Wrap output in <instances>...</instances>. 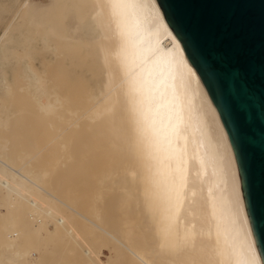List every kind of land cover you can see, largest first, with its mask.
I'll use <instances>...</instances> for the list:
<instances>
[{"label": "bare ground", "instance_id": "1", "mask_svg": "<svg viewBox=\"0 0 264 264\" xmlns=\"http://www.w3.org/2000/svg\"><path fill=\"white\" fill-rule=\"evenodd\" d=\"M0 25V87H29L56 139L129 168L151 236L149 254L130 249L140 264H259L227 131L157 0H4ZM0 162L5 188L28 179Z\"/></svg>", "mask_w": 264, "mask_h": 264}, {"label": "rangeland", "instance_id": "2", "mask_svg": "<svg viewBox=\"0 0 264 264\" xmlns=\"http://www.w3.org/2000/svg\"><path fill=\"white\" fill-rule=\"evenodd\" d=\"M31 93L0 87V158L30 178L9 189L0 182V264H140L130 249L149 254L151 236L133 206L129 168L115 150L56 139ZM61 142L72 148L61 151ZM1 164L0 176L12 173Z\"/></svg>", "mask_w": 264, "mask_h": 264}, {"label": "water", "instance_id": "3", "mask_svg": "<svg viewBox=\"0 0 264 264\" xmlns=\"http://www.w3.org/2000/svg\"><path fill=\"white\" fill-rule=\"evenodd\" d=\"M218 110L264 260V0H157Z\"/></svg>", "mask_w": 264, "mask_h": 264}, {"label": "snow or ice", "instance_id": "4", "mask_svg": "<svg viewBox=\"0 0 264 264\" xmlns=\"http://www.w3.org/2000/svg\"><path fill=\"white\" fill-rule=\"evenodd\" d=\"M224 135L225 134L222 132L221 139L223 138ZM231 211H232V216L234 218H240L243 215L240 196L238 193H237L235 201L233 202ZM244 218L246 219V216ZM236 264H256V261L254 258H241L236 261ZM259 264H264V260H261Z\"/></svg>", "mask_w": 264, "mask_h": 264}]
</instances>
